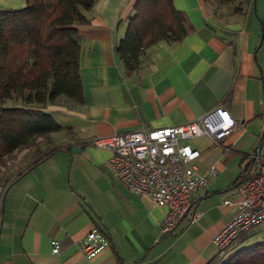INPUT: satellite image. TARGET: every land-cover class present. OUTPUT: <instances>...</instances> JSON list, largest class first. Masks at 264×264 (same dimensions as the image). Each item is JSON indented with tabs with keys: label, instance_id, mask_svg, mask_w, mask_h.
I'll list each match as a JSON object with an SVG mask.
<instances>
[{
	"label": "crops",
	"instance_id": "obj_1",
	"mask_svg": "<svg viewBox=\"0 0 264 264\" xmlns=\"http://www.w3.org/2000/svg\"><path fill=\"white\" fill-rule=\"evenodd\" d=\"M135 1L97 0L89 21L77 25L83 99L45 107L66 127L53 136L67 148L2 195L0 186V264H220L239 247L264 241V221L221 254L212 241L235 210V181L264 161V0L239 13L214 12L204 0H173L191 29L177 42L147 47L146 65L126 75L114 47ZM24 3L0 0V9ZM218 104L236 125L220 144L206 135L186 141L199 150L194 162L207 187L193 192L172 231L162 232L167 204L119 184L104 165L111 150L98 140L185 122ZM195 209L200 217H192ZM92 228L107 243L89 257L79 242Z\"/></svg>",
	"mask_w": 264,
	"mask_h": 264
},
{
	"label": "trees",
	"instance_id": "obj_2",
	"mask_svg": "<svg viewBox=\"0 0 264 264\" xmlns=\"http://www.w3.org/2000/svg\"><path fill=\"white\" fill-rule=\"evenodd\" d=\"M97 0H25L0 9V164L24 150L23 161L0 170L1 195L24 172L67 146L53 133L66 129L45 110L48 104L83 99L79 72L81 38L77 25L89 21ZM254 0H204L214 12H244ZM191 29L173 0H136L114 51L126 75L146 65V48L177 42ZM12 99L13 104H7ZM247 171V168L243 169ZM257 173V172H256ZM239 175L235 185L250 176ZM220 264H264V241L239 247Z\"/></svg>",
	"mask_w": 264,
	"mask_h": 264
},
{
	"label": "built area",
	"instance_id": "obj_3",
	"mask_svg": "<svg viewBox=\"0 0 264 264\" xmlns=\"http://www.w3.org/2000/svg\"><path fill=\"white\" fill-rule=\"evenodd\" d=\"M236 122L227 108L218 104L194 118L180 123L152 128L139 127L115 133L98 140L108 146L111 154L104 165L123 187L146 194L154 204H167L161 219V231L170 232L180 215L187 209L193 192L204 191L207 179L197 172L194 160L199 150L186 141L206 135L220 144ZM213 171V168H209ZM237 194L232 217L213 235L212 241L221 254L256 224L264 221V161L253 176L234 187ZM195 209L192 217L201 216ZM103 233L90 229L79 242L86 256L99 253L106 244ZM52 241V251H57Z\"/></svg>",
	"mask_w": 264,
	"mask_h": 264
},
{
	"label": "rangeland",
	"instance_id": "obj_4",
	"mask_svg": "<svg viewBox=\"0 0 264 264\" xmlns=\"http://www.w3.org/2000/svg\"><path fill=\"white\" fill-rule=\"evenodd\" d=\"M14 101L12 99H9L7 101V104H13ZM23 153L24 150H19L14 153L13 158H9L8 162L6 163L7 166L0 164V170H4L2 174H7L8 172L12 171L16 166H18L21 161H23ZM1 181V180H0Z\"/></svg>",
	"mask_w": 264,
	"mask_h": 264
},
{
	"label": "water",
	"instance_id": "obj_5",
	"mask_svg": "<svg viewBox=\"0 0 264 264\" xmlns=\"http://www.w3.org/2000/svg\"><path fill=\"white\" fill-rule=\"evenodd\" d=\"M71 149H72V150H75V146H71Z\"/></svg>",
	"mask_w": 264,
	"mask_h": 264
}]
</instances>
